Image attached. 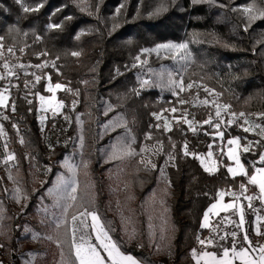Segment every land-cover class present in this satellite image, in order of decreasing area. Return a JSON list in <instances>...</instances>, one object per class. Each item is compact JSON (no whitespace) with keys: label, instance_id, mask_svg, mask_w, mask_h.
<instances>
[{"label":"trees","instance_id":"trees-1","mask_svg":"<svg viewBox=\"0 0 264 264\" xmlns=\"http://www.w3.org/2000/svg\"><path fill=\"white\" fill-rule=\"evenodd\" d=\"M20 1L0 0L4 58L10 64L29 66L26 69L17 67L14 71L18 78H8L15 86L9 87V106L0 108V113L9 119H0V125L5 133L6 149L16 157L10 170L15 179L12 181L27 193L23 214H34L39 197L60 171V162L77 148L80 141L79 199L68 209L67 227L70 228L69 221L80 210L81 202L88 204L91 201L90 207L98 210L116 229L113 236L123 243L127 253L146 264H195L191 251L195 248L197 234L199 237L208 235L207 230L200 228L203 213L216 201L219 191H237L245 178L233 179L226 169L227 160L219 155L217 170L207 173L198 159L184 155V144L187 143L190 153L207 152L214 138L209 126L202 125V121L214 115L213 102L231 105V112H245L253 122L264 123L255 115L264 112V19L253 21L245 31L247 15L233 10H242L249 4H255L256 9L264 8V0H198L195 3L193 0H99L98 11L97 0H91L93 7L88 11L92 15L80 11L78 0ZM162 3L165 10L153 15ZM22 4L30 9L41 4L43 7L39 11L25 12ZM121 5L124 7L117 16L116 9ZM66 17L72 19L66 20ZM51 24H60L61 28H50ZM114 24L117 25L115 29ZM169 43H184L187 49L183 54L168 55L152 64H137L135 57L141 50ZM9 46H14V55L7 52ZM21 48L23 52L19 51ZM73 51L81 55L72 56ZM45 63L47 66L42 69L34 67ZM2 65L3 60H0V73L5 71ZM162 71L172 72L185 86L193 83V88H186L174 96L157 75ZM32 73L41 76L38 83ZM48 77H51L50 81ZM144 79L151 81L153 86L141 89L140 82ZM47 82L61 83L72 90L57 93V99L64 103L62 114L69 121L65 132L68 142L56 145V132L53 131L50 137L52 149L48 148L37 119L36 95H48ZM7 83V80L0 81V88ZM204 88L214 92L209 94ZM133 89L139 90V95ZM179 99L187 103L180 105ZM205 99L208 104L201 103ZM74 100L77 103L73 107ZM171 107L187 111L188 118L197 122V131H190L182 121L174 122L171 131L156 127L153 113ZM54 121L59 124L61 117L49 119L46 126L50 128ZM117 121L126 123L127 127H113ZM224 133V140L246 138L241 140L242 146L248 140L261 139L244 132L240 123L230 126L225 123ZM149 135L151 139H147ZM133 137L132 146L137 151L162 142L163 150L157 155V167L152 172H137L134 160L105 163L114 145ZM263 151L264 146H254L251 152L242 153L245 167H249L250 161L258 160ZM169 154L175 159L165 166L162 177L160 170ZM33 168L41 170L39 176L46 177L41 186L32 176ZM125 183L129 185L127 191L124 190ZM35 187L38 188L33 191ZM255 191L258 190L250 188L249 194ZM154 192L157 204L154 205L163 210V220L167 223L163 234L155 229V235L150 239L148 214L154 205H144ZM130 195L134 199H127ZM161 199L163 205L159 202ZM0 201L4 209L1 252L9 256L12 264H20L14 256L18 254L17 244L27 239L22 235L26 219L16 215L13 204L7 200L1 178ZM117 201L124 215L132 216L136 222L140 234L134 240L128 241L122 231ZM255 205L261 207L258 200ZM261 212L264 213V208ZM246 232L252 236L249 221ZM64 233L63 224L53 228L47 264H58L61 247L56 241L65 240ZM258 239L264 244V236H258ZM63 250L68 253L67 243L63 244Z\"/></svg>","mask_w":264,"mask_h":264},{"label":"snow or ice","instance_id":"snow-or-ice-1","mask_svg":"<svg viewBox=\"0 0 264 264\" xmlns=\"http://www.w3.org/2000/svg\"><path fill=\"white\" fill-rule=\"evenodd\" d=\"M20 2V0H18ZM193 2H198V0H193ZM77 6L80 8V11H88L93 7V4L91 0H78ZM43 7V5H38L34 8H28L25 7L24 11H39V8ZM124 5H121L116 9V15L118 16L121 8H123ZM255 9V12H254ZM96 10H99V0H97L96 4ZM165 10L163 3L155 10L153 15H158L161 11ZM234 11H242L243 13L247 14V21L248 24L245 26V31H247L248 26L251 25V23L257 19H264V8H255V4H249L246 7L241 9H233ZM59 11V9H57ZM89 15H92L91 11H88ZM115 18V17H114ZM72 17H66V20H71ZM50 28H61L60 24H51L49 25ZM117 25H113V29H115ZM79 38V37H77ZM4 37L0 36V60H3V69L5 70L3 73H0V81H8V83L3 87L0 88V108H7L8 105V93L9 87H14L15 85H12L10 80H8L9 77H16L18 78V74L14 71L17 67L20 69H26L29 66H26L24 64H10L9 60L4 58V52L2 49H4L3 44ZM160 49H165L169 51H175L177 53L180 52V50L187 49V44L181 43V44H160L157 45L155 49H143V53H150L152 51L158 52ZM20 52H23L24 49H19ZM7 52L10 55H14L15 49L14 46H9L7 48ZM72 56H80L81 53L78 51H73L71 53ZM135 60L140 62V64H146V60H141V56H136ZM47 64H36L34 65L37 69H42L46 67ZM133 67H136V64H133ZM25 75H27V72L25 71ZM34 76L35 82H39L41 80L40 75H36L35 73H32ZM161 83L166 84V86L169 88V90L172 91V94L174 96H178L179 92H184L187 89L193 88V83H188L187 86H185L182 79L177 80L173 73L168 72H160L157 74ZM166 76V80H165ZM49 81L51 80V77H48ZM85 83H87L85 81ZM28 82H25V87H27ZM34 86V85H33ZM153 86L152 82L144 79L140 82V88H146ZM178 89V91H177ZM57 90L62 91H72L71 89H66L64 85L61 83H55L54 85L52 83H49L47 86V91L51 93L52 95L50 97L40 96L39 99L41 101V107L43 108L44 104L48 105V108H50L53 112V115L57 114V110L64 107L63 101H56V92ZM205 92H208L209 94H212L214 90L204 88ZM133 92L136 95H139V90L133 89ZM78 91L76 92V95H78ZM218 95V94H217ZM28 103H32L31 100L28 101ZM77 101H72L73 107ZM178 103L180 105H183L187 103L184 99H179ZM201 103L208 104L209 101L207 99L203 100ZM215 104V102H213ZM231 105L224 104H215V121L213 120V117L210 115L208 119H205L202 121L203 124L209 125L211 128L214 129V135L215 137H219L221 140L224 138V131L221 130L222 125L225 123L227 125H232L233 123H236L238 120H242L243 124L241 125L244 132H256V134L261 137L260 140L252 141L248 140L246 144L243 146L241 145V140L246 139L242 137H234L231 139H228L226 142L227 151L223 152V147H221V152L223 155H226L227 158L230 161L234 162V166H228L227 172L232 176L233 179L236 177H242L243 179L239 185H238V191H232V190H221L218 193L219 200L217 203L213 204L208 212L204 215V223L202 227H209V213H212L215 211L217 215L221 211L228 212L229 210H232V214L235 215L237 212H239V221L236 223V228L243 229V225L245 224V214H244V208L247 207L248 209H251L252 212L255 214V233L258 236H264V216L260 215V211L262 208H264V152H261L259 154L258 160H252L249 162V167H245V164L241 160L242 153H249L253 150L254 146H264V123H255L249 120V114H246L245 112H231ZM12 110L15 111V105H12ZM47 110V109H45ZM164 111H171L172 113H176L178 109L176 107H172L169 109H164ZM223 113H228L232 118L225 119L222 116ZM154 116H156V119L159 121L161 120L162 114L153 113ZM188 113L187 111L181 112V116L179 119L173 117V119H177V123L179 124L182 120L184 124H187L188 127L195 133L197 131L196 123L193 120L188 119ZM256 117L264 121V112L256 113ZM0 119L8 120L9 117L7 115H3V113H0ZM44 117H41V121H43ZM65 119H68L66 116ZM164 119L163 127L166 131H171L172 126L170 120L167 118ZM201 125V126H202ZM246 125V126H245ZM117 126H123L127 127L126 123H121V121H117L113 124V127ZM13 127H16L14 124ZM156 127H160L159 124L156 125ZM258 130V131H257ZM4 129L3 126L0 125V135H4ZM207 134V133H206ZM151 135L147 137V139H151ZM23 138H21V143H23ZM135 142V138L127 139L125 141H120L116 145L113 146V150L110 154H108L107 159L105 160V163H111L114 161L123 162L125 160L132 161L134 160L137 165V172L144 171L146 173H150L153 170L156 169L157 165L153 162L151 159V155L158 154L160 151L163 150V144L161 141H157L154 146L151 148L145 146L143 148H140L139 151L136 150L132 145ZM81 144H83V137H81ZM5 148L7 147V144L3 145ZM173 149L175 148V144H172ZM209 151L207 153L208 160L206 161L205 157L203 155H197L196 153H190L188 151L187 143L184 144L183 153L185 156L192 155L196 159H199L201 164L204 166V170L207 172H215L217 170L216 164L217 161L215 159H212L213 152L211 151L212 145L209 146ZM220 147V146H218ZM16 157L13 153H8L6 158L4 159V163L8 164L11 161H15ZM175 157L171 154H169V161L174 160ZM210 161V163L208 162ZM167 163V162H166ZM64 166L68 168L72 172V179L70 181H66L63 176L58 178L57 186L55 189H49V194H56L57 195V201L59 200H65L70 201L71 203H66L63 207V213L64 219L61 221H58L56 223V227L60 228L63 224L65 226V240H57L56 243L58 246L61 247L60 251V260L58 261V264H140V261L131 255L130 253H127L123 250V243L117 239L114 238L113 233H115L116 229L112 226V224L108 221H105L101 215L99 214L98 210L95 208H91L90 204L91 201L88 202V204H85L84 202H81L80 204V210L73 214L71 217V227L68 228V220H67V212L69 208H72L75 206L76 201L79 199L77 192L79 188V180H78V166L70 164L67 159L65 160ZM84 168H88L87 162L84 163ZM161 171V176L163 177V169ZM85 175H87V172H85ZM8 179L13 180L15 182L14 177H12L11 172L9 171ZM142 183V182H141ZM94 187V185H92ZM129 185L125 183L124 190H128ZM250 188L258 189V191L253 192L252 194H249ZM5 192H8V189H4ZM115 191V190H114ZM165 194H167V190L165 189ZM231 196L233 198L231 203H223L225 196ZM12 198L17 202L21 203L23 200L27 199V193L24 192L21 188L16 187L12 190ZM247 201V205H244L240 203L241 199ZM127 199L131 200L134 199L133 196H128ZM259 201L260 202V208H257L254 206L253 201ZM156 202V195L155 192L153 195L149 198V201L145 202L144 207H148L150 204L154 205ZM160 204L163 205L164 201L161 199ZM2 201H0V229L3 228V220H4V209L2 207ZM23 207H26V205H23ZM117 208L120 209L119 215L121 220V226L122 231L124 235L127 237L128 241L134 240L140 233L136 227V222L132 216H126L124 215L123 209L120 208V203L117 201ZM166 211V209H165ZM224 220H227L229 223H232V220L230 217L226 216L223 218ZM167 221L162 220V223L160 225V231L161 234L166 230L165 225ZM156 225L153 223V216L151 213L148 214V232H149V238H153L155 235V229ZM25 231H30L29 229L25 228ZM214 233H218L219 229L214 228L212 229ZM4 233L0 231V235H3ZM231 237V244L228 245L226 243H221V241H227L228 238ZM39 234L34 233L33 239H38ZM48 239H52L51 237H47ZM163 238V235H162ZM199 245L202 246L203 250L199 253L195 249L192 251L193 258L196 260V264H264V245H259L258 247V256H253V253L257 252V246L253 245L252 241L250 240L247 232L245 231L242 238L238 239V232L237 231H231L226 232L224 235L219 236H213L210 235L206 239H201L197 237ZM68 244V253L65 254L63 250V244ZM142 246V245H141ZM209 246L213 247L214 251H209ZM0 247H3L2 244H0ZM31 255V254H30ZM25 264H29V262H25Z\"/></svg>","mask_w":264,"mask_h":264},{"label":"rangeland","instance_id":"rangeland-1","mask_svg":"<svg viewBox=\"0 0 264 264\" xmlns=\"http://www.w3.org/2000/svg\"><path fill=\"white\" fill-rule=\"evenodd\" d=\"M22 6L26 7V5H23V4H22ZM245 15H247V14H245ZM156 47H154L152 49H155ZM184 51H185V49L180 50V52L177 53L175 51L160 49L158 52L152 51L150 53H143L141 50L139 53V56H141V60H146L148 64H152V63L157 62L158 60L165 59L168 55L178 56L179 54H183ZM137 64H140V62L137 61ZM48 84H49V82H47L45 85L46 91H47ZM59 91H62V90H57V92H56V101L57 102L60 101L57 99V93ZM47 93H48V95L45 96L46 98L50 97L52 95L48 91H47ZM6 95H8V93H6ZM40 96L41 95H39V94L36 95V100L38 103L37 119H38V124H39L40 129L43 133V137H44V140H45L48 148L52 149V144H51L52 141H51L50 137L53 135L54 132H56V139L54 140L55 144L56 145L66 144L68 142V138L66 137L65 132L68 128L69 121H68V119H65L66 116L64 114H62L64 107L58 109L57 114L53 115L52 110L50 108H48L47 104H44L43 108L41 107V101L39 99ZM215 104H220V103L216 102ZM220 105H222V104H220ZM171 108H169V110ZM45 109H47V110H45ZM183 111L184 110L181 111L180 109H178V111L176 113H172L171 111H162V112H159L157 114H162L163 118H167L168 120H170L171 126H172V124L174 122H177V119L180 118L181 112H183ZM58 116L61 117V122L59 124H57L54 121L52 126L50 128H48L46 126L47 121L49 119H55ZM222 116L225 119V121H227V119L232 118L228 113L222 112ZM41 117H44L43 121H41ZM173 117H175L177 119H173ZM212 117H213V120L215 121V113ZM163 118L158 121L156 119V116H154V120L156 122V125L159 124L160 127L164 129V127H163L164 119ZM188 119L193 120L190 118H188ZM249 120L252 121L250 118H249ZM236 123H240L242 125L243 121L238 120ZM185 125L188 127L187 124H185ZM224 125H222V128H221V130H223V131H224ZM53 127H55V130H53ZM209 129L212 131L211 136L214 138V141L211 143V145H212L211 151L213 152L212 159H215L217 161L216 167L218 168V165H219V160L217 159L218 155L220 156V158H225L227 160L228 164L226 166V169L228 166H234V162L230 161L227 158V156L223 155L221 152V147H223V152L227 151L226 142L228 139L227 140H224V139L221 140L219 137H215L214 129L211 128L210 126H209ZM189 130L192 131L190 128H189ZM250 133L257 135L256 132H250ZM5 144H6L5 136L0 135V178L3 180L4 189L6 188L9 190L8 192H5V193L7 196V200L13 204L16 215H21L24 219H26V221L24 222V224L22 226V235L26 236L27 239L25 240V242H19L17 244L18 254H17V256H14V258L17 257L19 259L20 264H25L26 261L29 262V264H47L48 257H49L50 245H51V243H53V236H52L53 228L56 227V223L58 221H61L64 219V216L62 215L64 205L66 203H71L70 201H65V200H59V202H58L57 201V195L55 193L50 195L49 189H55L56 188L58 178L61 176H63V178L66 181H70L72 179V172L64 166V163H65V160L67 159V161L70 164L76 165L79 168L80 161H79L78 156H79L80 141L78 143L79 145L77 146V148L72 153L65 156V158L60 162V171L55 176L51 186H49L44 191L43 196L39 197L38 204L34 208V214L28 215V216L23 214L24 213L23 205H26L27 201L23 200L21 203H17L12 198V190L14 188H16L17 186L13 183L12 180L8 179V175H9V171L11 170V168L14 165V161L9 162L8 164L4 163V159L6 158L7 154L9 153L7 151V149L3 146ZM154 145L155 144L150 145L148 147L151 148ZM218 146H220V147H218ZM208 151H209V148H208L207 152H205L204 154H200V155H203L205 157L206 161L208 160V158H207ZM158 154L151 155V159L153 160L154 163H155V160H156V157ZM198 161H199L201 167L204 169V166L201 164L199 159H198ZM208 162L210 163V161H208ZM168 163H169V158L166 157L161 168L164 169L165 166L168 165ZM33 169L34 170L32 172V176L38 182V186H41L42 184L45 183L46 177L45 176L41 177L38 175L41 170H39L37 168H33ZM48 171H49V167H47L45 172L47 173ZM207 173H210V172H207ZM212 173H214V172H212ZM37 188L38 187H35L33 191H36ZM218 193H217V199L213 204L217 203L219 200ZM232 200H233V198L231 196L226 195L224 197L223 203H231ZM240 203L247 205V201L243 200V198L241 199ZM253 204L255 207L260 208L259 206L255 205V201H253ZM155 205H157V204H155ZM155 205L152 208V211L150 213L153 216V223L157 226L156 227L157 232H161L160 231V225H161L163 217H164L163 210H161V208H159ZM212 205H210V206H212ZM205 213L206 212L203 213L200 228L207 230L208 235L205 237H199V233H198L197 237H199L201 239H206L210 235L219 236V235H224L226 232L230 233L231 231L235 230L238 232V239H240V238H242L244 232L246 231V225H247V222L249 221L251 223L252 236H249V235L248 236H249L250 240L252 241L253 245L257 246V252L253 253V256L259 255L258 247H259V245H264V244L258 239V235H256V233H255V228H256L255 214L252 212L251 209H248L247 207L244 208L245 224L243 225V229L236 228V223L239 221V218H240L239 212H237L235 215L232 214V210H229L228 212L221 211L219 213V215H217L215 213V211L212 213H209V227H207V228L202 227V225L204 223ZM260 215L264 216V213L260 211ZM226 216L231 218L232 223H229L227 220L223 219ZM69 225L71 227V219L69 221ZM25 228L29 229L30 231L26 232ZM214 228L219 229L218 233H214L212 231V229H214ZM34 233L39 234L38 239H33ZM148 235H149V232H148ZM47 237H51L52 239H48ZM221 243H226V244L230 245L231 244V237H229L227 241H221ZM194 249L197 251V253H199L203 250L202 246L199 245L197 239H196V245H195ZM208 250L214 251L216 249L209 246ZM192 251H191V257H192L194 263L196 264V260L193 258ZM138 260L140 261V264H146L144 261H142L140 259H138ZM0 264H12L9 256L5 255L1 252V248H0ZM201 264H202V262H201ZM237 264H239V262H237Z\"/></svg>","mask_w":264,"mask_h":264},{"label":"crops","instance_id":"crops-1","mask_svg":"<svg viewBox=\"0 0 264 264\" xmlns=\"http://www.w3.org/2000/svg\"><path fill=\"white\" fill-rule=\"evenodd\" d=\"M210 207H211V206H209V207L205 210V212H208V210H209Z\"/></svg>","mask_w":264,"mask_h":264}]
</instances>
